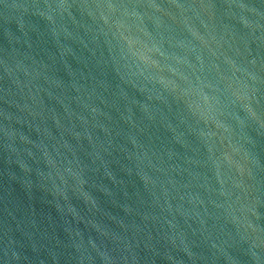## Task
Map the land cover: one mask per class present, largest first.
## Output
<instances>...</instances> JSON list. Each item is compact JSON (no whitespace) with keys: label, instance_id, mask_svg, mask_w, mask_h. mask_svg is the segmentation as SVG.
<instances>
[{"label":"water","instance_id":"water-1","mask_svg":"<svg viewBox=\"0 0 264 264\" xmlns=\"http://www.w3.org/2000/svg\"><path fill=\"white\" fill-rule=\"evenodd\" d=\"M0 264H264V0H0Z\"/></svg>","mask_w":264,"mask_h":264}]
</instances>
